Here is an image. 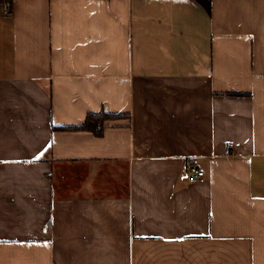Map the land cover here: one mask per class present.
Returning a JSON list of instances; mask_svg holds the SVG:
<instances>
[{"label": "crops", "instance_id": "obj_1", "mask_svg": "<svg viewBox=\"0 0 264 264\" xmlns=\"http://www.w3.org/2000/svg\"><path fill=\"white\" fill-rule=\"evenodd\" d=\"M0 264H264V0H0Z\"/></svg>", "mask_w": 264, "mask_h": 264}, {"label": "trees", "instance_id": "obj_2", "mask_svg": "<svg viewBox=\"0 0 264 264\" xmlns=\"http://www.w3.org/2000/svg\"><path fill=\"white\" fill-rule=\"evenodd\" d=\"M127 117V113L101 110L99 112H89L82 124L53 125L52 128L61 131H88L97 137H102L105 134L108 122Z\"/></svg>", "mask_w": 264, "mask_h": 264}, {"label": "built area", "instance_id": "obj_3", "mask_svg": "<svg viewBox=\"0 0 264 264\" xmlns=\"http://www.w3.org/2000/svg\"><path fill=\"white\" fill-rule=\"evenodd\" d=\"M226 154H232V144H229L225 149ZM187 172L191 181H196L205 175V171L200 169L197 165L189 163L187 165Z\"/></svg>", "mask_w": 264, "mask_h": 264}]
</instances>
